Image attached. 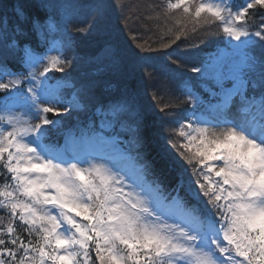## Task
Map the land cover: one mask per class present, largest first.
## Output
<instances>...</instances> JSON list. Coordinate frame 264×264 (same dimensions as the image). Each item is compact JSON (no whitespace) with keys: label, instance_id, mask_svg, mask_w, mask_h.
Returning a JSON list of instances; mask_svg holds the SVG:
<instances>
[{"label":"snow or ice","instance_id":"obj_1","mask_svg":"<svg viewBox=\"0 0 264 264\" xmlns=\"http://www.w3.org/2000/svg\"><path fill=\"white\" fill-rule=\"evenodd\" d=\"M133 7L17 0L11 16L0 12V264H264V0L159 6L196 21L205 14L225 40L190 67L196 84L180 89L188 107L167 121L174 127L158 160L145 152L148 115L118 43L121 24L147 25L157 14ZM81 45L94 50L82 55ZM185 58L167 52L159 73L153 99L168 116V82ZM82 65L91 71L75 82ZM106 72L123 83L101 101L96 77ZM81 111L87 119L66 130L64 117Z\"/></svg>","mask_w":264,"mask_h":264},{"label":"trees","instance_id":"obj_2","mask_svg":"<svg viewBox=\"0 0 264 264\" xmlns=\"http://www.w3.org/2000/svg\"><path fill=\"white\" fill-rule=\"evenodd\" d=\"M241 1V0H238ZM21 3H26L27 0H20ZM87 2V0H85ZM120 0H117L119 3ZM168 2L174 3L175 0H124L125 4L134 6L131 13H134L137 8L140 11L155 12L152 19L147 21V25L141 24L137 26L136 22L130 21L129 28L124 29L121 24V31L119 33L118 43L120 48L128 55L129 59L134 64L136 71L132 77L128 78V87L135 92L136 101L138 106L147 113L150 124V130L148 134V140L145 145V152L149 159L158 160V154L163 147V140L161 136L168 135L170 127L167 121L175 120L179 118L183 109L188 105L179 100L180 89L184 86L185 82L189 81V78H193L190 82H195V74L189 69L192 65L198 64L206 56L213 53L218 47L222 46V42L225 40L222 32L216 30V25L209 24L204 21V15L199 21L190 19L184 16L179 10L173 13L165 15L162 7ZM199 2V0H197ZM17 3V0H0V12H6L9 16L12 15V6ZM257 11L256 23L259 21V10ZM81 19H87L86 16H82ZM181 33L180 39L172 45L171 48H163V44L168 43L174 39L177 33ZM214 34H211L213 33ZM74 35H78L74 33ZM135 37V39H133ZM145 43V49L149 47L152 51L140 52L137 44ZM180 45L177 49L176 46ZM176 49L179 53L185 54V63L182 67L176 69V65H171L173 69L177 70V76L175 80L169 81L170 90L172 95L165 94V100L171 99L173 104L172 109H166V111L174 112V115L168 116L165 113L159 111L160 102L153 99V94L160 86V82L163 77L159 74L168 71L167 65L171 61H166L165 54L167 52ZM94 50V46L84 47L81 45V54L91 53ZM139 53V56H133L132 53ZM147 65L154 71L151 77L142 71V68ZM67 71H72L67 69ZM91 70L82 65L77 67L72 72V79L75 82H79L86 72ZM56 75H62L57 73ZM100 81V86L95 90L96 96L99 100H108L111 96L115 95L117 90L122 86L118 83V80H122L119 76L112 73H103L96 77ZM147 82V83H145ZM157 84L156 86H150L149 83ZM123 83V82H122ZM148 84L150 88H147ZM154 87V88H153ZM50 118L52 114H49ZM87 119V114L83 111L79 113H71L64 117L65 129L71 128L73 125H77L80 121ZM155 132L156 135L152 133ZM62 138V137H61ZM60 138V139H61ZM56 136L53 135V140H56ZM159 171V169H158ZM160 178L167 186H171L175 183L174 175L168 172H161ZM0 217L4 220L7 216L0 211Z\"/></svg>","mask_w":264,"mask_h":264},{"label":"rangeland","instance_id":"obj_3","mask_svg":"<svg viewBox=\"0 0 264 264\" xmlns=\"http://www.w3.org/2000/svg\"><path fill=\"white\" fill-rule=\"evenodd\" d=\"M53 54H55V53H53ZM145 83H147V82H145ZM148 83H149V82H148ZM146 85L148 86L147 88H150V86H151V83H149V85H150V86H149L148 84H146ZM156 85H157V84H155V83H154V84H152V86H156ZM152 86H151V87H152ZM153 88H154V87H153ZM150 89H151V88H150Z\"/></svg>","mask_w":264,"mask_h":264},{"label":"bare ground","instance_id":"obj_4","mask_svg":"<svg viewBox=\"0 0 264 264\" xmlns=\"http://www.w3.org/2000/svg\"><path fill=\"white\" fill-rule=\"evenodd\" d=\"M122 82H123L122 80H118V83H119V84H122Z\"/></svg>","mask_w":264,"mask_h":264}]
</instances>
